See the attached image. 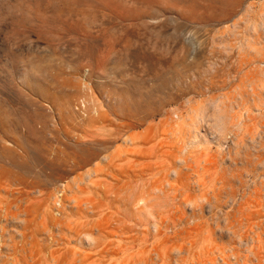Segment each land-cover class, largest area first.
<instances>
[{"label":"rangeland","instance_id":"374dc122","mask_svg":"<svg viewBox=\"0 0 264 264\" xmlns=\"http://www.w3.org/2000/svg\"><path fill=\"white\" fill-rule=\"evenodd\" d=\"M0 264H264V0H0Z\"/></svg>","mask_w":264,"mask_h":264}]
</instances>
